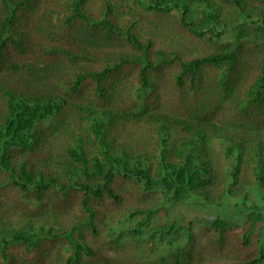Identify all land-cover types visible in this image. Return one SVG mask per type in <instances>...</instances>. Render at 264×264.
<instances>
[{
  "label": "trees",
  "instance_id": "obj_1",
  "mask_svg": "<svg viewBox=\"0 0 264 264\" xmlns=\"http://www.w3.org/2000/svg\"><path fill=\"white\" fill-rule=\"evenodd\" d=\"M134 190L264 264V0H0V264H82Z\"/></svg>",
  "mask_w": 264,
  "mask_h": 264
},
{
  "label": "rangeland",
  "instance_id": "obj_2",
  "mask_svg": "<svg viewBox=\"0 0 264 264\" xmlns=\"http://www.w3.org/2000/svg\"><path fill=\"white\" fill-rule=\"evenodd\" d=\"M201 45L202 42L194 43V47ZM141 194L144 193L128 191L125 200L114 206L109 200L102 202L99 210L104 223L99 224L98 233L88 234L86 245L94 251L82 255V264H232L236 261L234 255L237 254L228 246L230 239L225 236L223 243L226 246H221L219 234L209 224L214 207L203 206L198 201L173 205L165 198L152 196L140 200ZM232 203L236 204V199L231 198ZM137 208L154 210L155 215L151 217L156 221L136 212ZM167 209L170 210V222L174 221L177 226H191L185 237L180 236L183 232L178 234L180 237L163 233ZM237 212L242 211L238 209ZM149 219L151 221L146 225ZM235 232L241 234L242 229ZM257 238L253 236L252 248ZM59 247L50 249L51 256ZM63 256L67 258L65 251Z\"/></svg>",
  "mask_w": 264,
  "mask_h": 264
}]
</instances>
